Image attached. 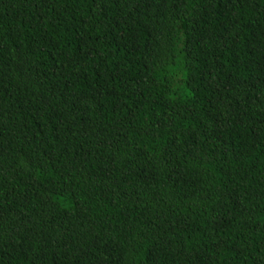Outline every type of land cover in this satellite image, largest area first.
Returning a JSON list of instances; mask_svg holds the SVG:
<instances>
[{
  "label": "trees",
  "instance_id": "1",
  "mask_svg": "<svg viewBox=\"0 0 264 264\" xmlns=\"http://www.w3.org/2000/svg\"><path fill=\"white\" fill-rule=\"evenodd\" d=\"M0 264H264V0H0Z\"/></svg>",
  "mask_w": 264,
  "mask_h": 264
}]
</instances>
